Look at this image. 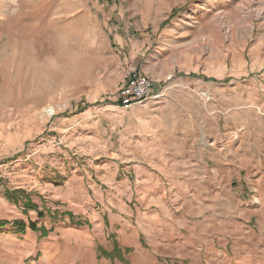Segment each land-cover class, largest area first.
<instances>
[{
  "label": "rangeland",
  "instance_id": "obj_1",
  "mask_svg": "<svg viewBox=\"0 0 264 264\" xmlns=\"http://www.w3.org/2000/svg\"><path fill=\"white\" fill-rule=\"evenodd\" d=\"M0 264H264V0H0Z\"/></svg>",
  "mask_w": 264,
  "mask_h": 264
},
{
  "label": "built area",
  "instance_id": "obj_2",
  "mask_svg": "<svg viewBox=\"0 0 264 264\" xmlns=\"http://www.w3.org/2000/svg\"><path fill=\"white\" fill-rule=\"evenodd\" d=\"M163 96L162 91L154 92L152 82L135 70H131L117 92L114 103L120 108L133 104H142L149 99L157 100Z\"/></svg>",
  "mask_w": 264,
  "mask_h": 264
},
{
  "label": "trees",
  "instance_id": "obj_3",
  "mask_svg": "<svg viewBox=\"0 0 264 264\" xmlns=\"http://www.w3.org/2000/svg\"><path fill=\"white\" fill-rule=\"evenodd\" d=\"M202 78H205L204 76H201ZM114 105H117L118 103H114V101H111ZM23 190L22 189H13L11 191L6 190L5 191V197L8 201H11L15 204H17L18 202H22V209L23 211L26 210H34L37 213V216L39 218L43 217L44 214L41 211V209H38V207L36 206V204H34L29 197H22V193ZM61 214H67L69 216V218H71V213L70 212H61ZM76 224H81L79 222H76ZM14 226H16V229L20 232V233H24L27 229L30 231H37V230H41L40 235L41 236H46L47 235V229L43 226H37L35 221H29V223L26 225V223L21 220H15L14 221ZM128 248H125V250H127ZM129 251V249L127 250ZM98 252L100 256H105L108 258H120L121 254H120V247L118 246L116 240H114V244H113V248L109 251H105V249H103L102 247H98Z\"/></svg>",
  "mask_w": 264,
  "mask_h": 264
},
{
  "label": "crops",
  "instance_id": "obj_4",
  "mask_svg": "<svg viewBox=\"0 0 264 264\" xmlns=\"http://www.w3.org/2000/svg\"><path fill=\"white\" fill-rule=\"evenodd\" d=\"M177 45L178 44H176V42H175V40L174 39H171L169 42L168 41H162V43L160 44H154V43H152L151 44V51H155V52H157L158 54H160V55H164V54H168V53H174L173 51H174V49L175 48H177ZM161 50H165V51H161ZM169 54V55H170ZM148 76V75H147ZM149 77V76H148ZM150 78V77H149ZM152 81H153V79H152ZM158 91V90H157ZM165 91L166 90H164V94H165Z\"/></svg>",
  "mask_w": 264,
  "mask_h": 264
}]
</instances>
